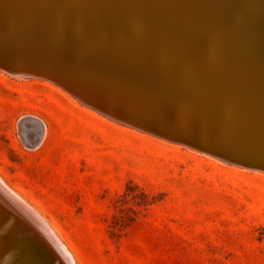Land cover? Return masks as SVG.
Here are the masks:
<instances>
[{
  "label": "rangeland",
  "instance_id": "rangeland-1",
  "mask_svg": "<svg viewBox=\"0 0 264 264\" xmlns=\"http://www.w3.org/2000/svg\"><path fill=\"white\" fill-rule=\"evenodd\" d=\"M228 1L232 2L225 4L234 7V16L241 18L246 1ZM67 2L75 9L52 15L43 53L56 62L71 59L70 67L76 70L68 39L78 36L73 13L80 10L83 23L105 11L89 0L52 4L61 9ZM16 5V0H0V12L12 21L31 16L26 11L12 12ZM217 7L213 10L219 16L216 23L222 32L228 31L230 17ZM113 15L108 18L116 31L120 29V40H115L114 31L105 35L112 36L110 45L129 55L128 63L115 62L107 50L111 46L104 42H88L90 50L100 49L129 76L136 74L143 80L150 75L169 85L162 91L170 99L178 95L179 81L195 80L196 76L188 75L189 65L158 70L161 62L154 55L132 53L131 46L144 45L155 53L162 47L151 36L145 37L153 42L144 44L128 32L131 19L124 11ZM153 22L165 31L160 21ZM3 25L11 31L16 27L14 22ZM11 35L5 54L12 59L33 54V48L23 44L25 37H39L30 27ZM204 38L199 36L203 43ZM165 43L179 47L170 38ZM78 51L86 58L82 49ZM103 69L111 68L105 64ZM11 73L0 67V178L45 219L76 264H264V170L114 121L47 78ZM218 77L223 79L221 73ZM124 95H129L125 104H133L130 100L135 97L140 109L152 113L143 97ZM209 133L225 138L222 126Z\"/></svg>",
  "mask_w": 264,
  "mask_h": 264
},
{
  "label": "bare ground",
  "instance_id": "bare-ground-1",
  "mask_svg": "<svg viewBox=\"0 0 264 264\" xmlns=\"http://www.w3.org/2000/svg\"><path fill=\"white\" fill-rule=\"evenodd\" d=\"M16 1L17 5L11 9L12 12L26 11V14L29 13L36 19L47 16L48 14H60L61 11L62 14H69L67 11L74 8L71 3L67 2L68 5L62 6L61 9H55L52 4L55 0ZM89 1L90 4L96 5L99 9L105 11L103 16L98 14L94 15L88 22L83 23L80 19V10L78 12L75 10L76 12L73 13V16L75 17L74 28L78 33L75 39L80 43L82 52L85 55L86 53L90 54V60L94 59L102 68L105 66L103 61L106 59V54H102L100 49L96 50L92 48L94 50H90L91 47H87V44L88 42L91 43L92 40H96L104 42L109 46L110 41L114 40L112 36L109 38L105 35L106 31H114L116 33L115 40L119 41V35L122 33H120V29L116 31L115 26H113L114 23L112 24L108 16L120 14L121 11H124L125 17L131 19L128 32L133 31L137 39H142L145 42L144 44L153 42L151 41L152 38L145 37L151 36L153 37L152 40L160 43L162 47L159 52L157 51L155 53L149 51L147 46L144 45L131 46L132 53L154 55L161 62L158 70H174L179 64L189 65L190 70L187 71L188 75L196 77H194L195 80L186 78L185 83L189 86H193V83L198 84L197 88H191L190 92L187 93H184L178 88V91H180L177 92V97L174 96L170 99L166 97L168 94L166 95L165 93V87L169 88V85L164 86L162 82L159 83L150 77V75L145 78L143 77L142 80L136 74L130 73V77L135 79L133 82L136 81L133 87L128 90H121L115 87L117 88L115 92L117 94L119 93L115 97L123 100L125 97L122 94L124 95V93H129L130 96H137L139 98L143 97L142 99L140 98L141 101L145 100L144 104L146 103V106L153 110L150 114L157 115L159 113V116L164 117L166 120L170 118L174 119L175 117L184 123L191 122L196 130H198L199 138H201V135L204 138L213 137L209 132H218V128L220 129L222 126L225 138L222 137L224 141L220 140V142L224 143L226 141V143L233 144L240 142L242 146L249 148L251 150L250 152L259 155L258 158L264 157V0H245V4L247 5L244 4L245 13H241V18H237V15L234 16V7L225 4L226 2H232L228 0ZM46 3L52 4V6H47ZM216 6L219 8L221 6L224 14L226 13L228 18L230 17L229 22L231 23V28L228 31L222 32L219 27L220 23H216L219 20L218 13L215 14L213 12V10H217ZM232 16L233 18H231ZM156 19L163 24L165 31L153 22ZM180 26L181 28H179ZM200 35L205 37L204 40L206 42L203 43L199 40ZM168 37L174 43L179 44L180 48L168 46L165 43L169 39ZM110 46L107 50L113 56L115 62L128 63L125 59L129 55L124 53L125 51L120 50L116 46ZM222 51L225 52V55L220 57L219 54ZM86 57L88 56L86 55ZM173 57L176 59L174 58V60ZM62 61L66 62L65 60H59L57 62L61 63ZM71 63L73 64V62ZM74 66L78 69H71L75 73L74 76L77 75V77L87 82L93 83L94 80H97L101 85H109L106 79H103L102 76L97 78L98 76L90 73L83 64L79 63ZM10 67L16 68L17 65H10ZM117 69L120 70L119 68ZM117 69L114 70L118 71ZM130 69L127 68L124 70L132 72ZM34 72L36 73L26 72L21 75L45 78V76H42V73H47L45 70L38 69L34 70ZM217 72L223 75V79L218 77L219 80H216ZM8 73L10 74L11 72ZM110 74H114L110 76L116 77V73L110 72ZM11 75L13 74L11 73ZM156 78H158L157 75ZM52 82L72 94L62 84ZM177 86L180 85L178 84ZM177 86L173 87H176L177 90ZM144 87L148 90L144 89ZM163 87L165 88V92L162 91ZM217 87L222 88L217 89ZM108 88L113 89L114 87L110 86ZM120 94L122 98H120ZM134 98L130 100L131 102L134 101L133 104H126L132 108H137L140 103H136ZM147 100L154 102H146ZM124 101L126 100L124 99ZM155 101H159L161 105L158 107ZM141 105L143 107V104ZM163 105L168 108H163ZM89 106L93 110L96 109L92 105ZM169 108L171 110H168ZM230 108H233V111ZM172 110H175L176 114H173L171 112ZM163 139L174 142L170 138ZM175 143L209 153L203 150L208 149L203 139H200V143L197 144L201 148L193 146L190 138ZM226 146L236 150L231 144H226ZM209 154L213 153L210 152ZM226 159L238 165L264 170V159L257 160V164L254 166H248L238 156L236 158ZM0 264H76L65 244L59 240L45 219L22 199V197L13 192L1 178Z\"/></svg>",
  "mask_w": 264,
  "mask_h": 264
},
{
  "label": "water",
  "instance_id": "water-1",
  "mask_svg": "<svg viewBox=\"0 0 264 264\" xmlns=\"http://www.w3.org/2000/svg\"><path fill=\"white\" fill-rule=\"evenodd\" d=\"M51 18V14H48L42 18V21L34 18L33 15H31L28 19L17 16L14 21H12L9 15L4 16L3 13L0 12V37L2 40V42H0V50L3 51V53L0 52V67L4 70H7L8 72H17L19 74L26 72L36 73L34 72L36 69L45 70L47 73H42V76L62 84L82 102L96 107L97 110L106 116H109L110 118L122 124L136 128L143 132L155 134L156 136H161L163 138H170L174 142H181L182 140L190 138L192 145L196 146L197 148H201L197 144L200 143V139H203L208 149H202L206 152H212L218 157L230 159L236 158V156H238L240 159L244 160L248 166H254L257 164V160L264 159V157L258 158L259 155L250 152L251 150L242 146L240 142L233 144L229 142L226 143L225 141L222 143L220 140L224 141L223 139L213 137L204 138L201 134V138H199L198 130H196L191 122L184 123L175 117L174 119L166 120L164 117L157 116L156 114H150L145 109H140L139 107L132 108L126 105L125 101L115 97L119 94H117L115 90H117V88H120L121 90L130 89L133 87L135 83L133 80L135 79L130 77L124 71L118 70L117 66L114 65L112 60L104 59L103 62L111 69L103 70V68L100 67L99 64L94 61V59L90 60V54L86 53L88 57L83 58L80 56L78 51V49H80V43H78V40L68 36V39L70 40L69 46L74 48V50H71L70 53L75 57L77 63L83 64L90 73L96 74V76H98L97 78L102 76L103 79L107 80L109 85H101L97 80H94L93 83L87 82L77 77V75L74 76L75 73H73L71 71L72 68L69 67V65H72L71 59H67L66 62L62 61L59 63L51 60L52 57H49L43 53L46 47H44V45L49 40L50 36L47 31V26L50 24L48 22H51ZM6 22L16 23L15 29L13 28L16 32L24 27H30L39 36L35 37V39L30 37H25L23 39V44L25 46L33 48V54H31L28 58L22 59L21 57H17L13 58V60L10 55L4 53L11 42L8 41V39H10L12 36L11 32L12 34L15 32L13 29L11 31L8 26L3 25ZM56 44L58 43L56 42ZM76 60L74 61L76 62ZM10 65H17V67L12 68ZM114 69H117L118 71ZM106 71L109 73V75H107ZM110 72L116 73V77L110 76ZM181 82L182 83L180 84L179 89L184 93L190 92L191 88L198 87L197 83H193L194 85H190V87L184 81ZM110 86L117 88H108ZM144 89L147 88L144 87ZM123 97L127 96L123 95ZM120 98H122L121 94ZM146 102L154 101L147 100ZM155 102L158 103V101ZM171 112L174 114L176 111L172 110ZM226 144H231L236 148V150L231 149L229 146H226Z\"/></svg>",
  "mask_w": 264,
  "mask_h": 264
}]
</instances>
